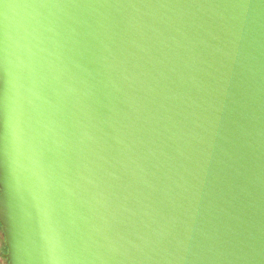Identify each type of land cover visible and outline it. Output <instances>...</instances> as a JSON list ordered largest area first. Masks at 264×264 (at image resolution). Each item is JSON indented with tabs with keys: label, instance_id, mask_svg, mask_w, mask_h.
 Returning a JSON list of instances; mask_svg holds the SVG:
<instances>
[{
	"label": "water",
	"instance_id": "water-1",
	"mask_svg": "<svg viewBox=\"0 0 264 264\" xmlns=\"http://www.w3.org/2000/svg\"><path fill=\"white\" fill-rule=\"evenodd\" d=\"M234 51L233 0H0L9 264H221Z\"/></svg>",
	"mask_w": 264,
	"mask_h": 264
},
{
	"label": "flooded vegetation",
	"instance_id": "flooded-vegetation-1",
	"mask_svg": "<svg viewBox=\"0 0 264 264\" xmlns=\"http://www.w3.org/2000/svg\"><path fill=\"white\" fill-rule=\"evenodd\" d=\"M5 252H7L6 239L0 224V264H9Z\"/></svg>",
	"mask_w": 264,
	"mask_h": 264
},
{
	"label": "clouds",
	"instance_id": "clouds-1",
	"mask_svg": "<svg viewBox=\"0 0 264 264\" xmlns=\"http://www.w3.org/2000/svg\"><path fill=\"white\" fill-rule=\"evenodd\" d=\"M18 129L22 132V129H20L19 122L14 120V122H13V126H12V134H13L14 141H15V139H16V137H17ZM66 259H67V261L69 262V264H71V261H72L74 258L71 257V256H67Z\"/></svg>",
	"mask_w": 264,
	"mask_h": 264
},
{
	"label": "snow or ice",
	"instance_id": "snow-or-ice-1",
	"mask_svg": "<svg viewBox=\"0 0 264 264\" xmlns=\"http://www.w3.org/2000/svg\"><path fill=\"white\" fill-rule=\"evenodd\" d=\"M5 255H7V252H5Z\"/></svg>",
	"mask_w": 264,
	"mask_h": 264
}]
</instances>
